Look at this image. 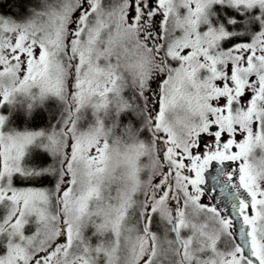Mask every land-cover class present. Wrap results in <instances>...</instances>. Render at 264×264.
I'll use <instances>...</instances> for the list:
<instances>
[{
  "label": "snow or ice",
  "instance_id": "obj_1",
  "mask_svg": "<svg viewBox=\"0 0 264 264\" xmlns=\"http://www.w3.org/2000/svg\"><path fill=\"white\" fill-rule=\"evenodd\" d=\"M0 264H264V0H0Z\"/></svg>",
  "mask_w": 264,
  "mask_h": 264
},
{
  "label": "trees",
  "instance_id": "obj_2",
  "mask_svg": "<svg viewBox=\"0 0 264 264\" xmlns=\"http://www.w3.org/2000/svg\"><path fill=\"white\" fill-rule=\"evenodd\" d=\"M5 11H7V9H5ZM37 123H39V121Z\"/></svg>",
  "mask_w": 264,
  "mask_h": 264
}]
</instances>
